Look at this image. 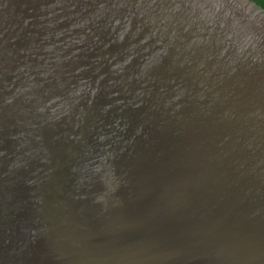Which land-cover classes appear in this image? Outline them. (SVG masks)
Here are the masks:
<instances>
[{
    "label": "water",
    "instance_id": "obj_1",
    "mask_svg": "<svg viewBox=\"0 0 264 264\" xmlns=\"http://www.w3.org/2000/svg\"><path fill=\"white\" fill-rule=\"evenodd\" d=\"M0 264H264V0H0Z\"/></svg>",
    "mask_w": 264,
    "mask_h": 264
}]
</instances>
